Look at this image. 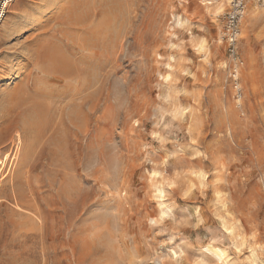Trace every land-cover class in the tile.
Listing matches in <instances>:
<instances>
[{
  "label": "rangeland",
  "instance_id": "374dc122",
  "mask_svg": "<svg viewBox=\"0 0 264 264\" xmlns=\"http://www.w3.org/2000/svg\"><path fill=\"white\" fill-rule=\"evenodd\" d=\"M244 1L231 58L232 0H12L0 264H264V4Z\"/></svg>",
  "mask_w": 264,
  "mask_h": 264
},
{
  "label": "built area",
  "instance_id": "2783aa9c",
  "mask_svg": "<svg viewBox=\"0 0 264 264\" xmlns=\"http://www.w3.org/2000/svg\"><path fill=\"white\" fill-rule=\"evenodd\" d=\"M264 4V0H257ZM12 0H0V21L5 17ZM245 11L244 0H232L231 6L225 15L222 38L225 40L227 51L231 58L237 57L240 21ZM239 88V87H238Z\"/></svg>",
  "mask_w": 264,
  "mask_h": 264
},
{
  "label": "bare ground",
  "instance_id": "6f19581e",
  "mask_svg": "<svg viewBox=\"0 0 264 264\" xmlns=\"http://www.w3.org/2000/svg\"><path fill=\"white\" fill-rule=\"evenodd\" d=\"M220 6H221V5L219 4V5H218V9L221 8ZM220 249H221V248H220ZM218 250H219V249H218ZM219 252H220V254H221V257L219 258V259H221V262H223V264H228V262H227V260H226V258H225L226 255H224V253L221 252V251H219ZM217 256H218V255H217ZM219 264H220V263H219ZM255 264H257V263L255 262Z\"/></svg>",
  "mask_w": 264,
  "mask_h": 264
},
{
  "label": "snow or ice",
  "instance_id": "6c2138e0",
  "mask_svg": "<svg viewBox=\"0 0 264 264\" xmlns=\"http://www.w3.org/2000/svg\"><path fill=\"white\" fill-rule=\"evenodd\" d=\"M171 186V185H170ZM239 250V249H238Z\"/></svg>",
  "mask_w": 264,
  "mask_h": 264
}]
</instances>
